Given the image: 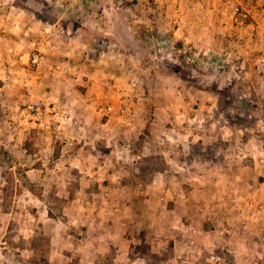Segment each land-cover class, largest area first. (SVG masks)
Listing matches in <instances>:
<instances>
[{"label":"rangeland","instance_id":"rangeland-1","mask_svg":"<svg viewBox=\"0 0 264 264\" xmlns=\"http://www.w3.org/2000/svg\"><path fill=\"white\" fill-rule=\"evenodd\" d=\"M10 1L14 3L26 1L27 6L36 12L42 9V14L46 13L50 17L44 19L48 21L47 24L45 22L47 28L57 21L52 35L58 43L64 44L65 40L74 41V46L85 45L92 50L94 47L102 48L96 43L98 40L101 43L104 42L103 39L107 40L110 37L114 40V45L125 50L131 49L143 62L154 63L158 69L168 71L163 72L165 77L176 74L184 76L189 82H205V86L200 84L204 93L211 94L216 100L212 117L215 124L212 127L209 125L216 137L209 144L210 149L207 152L209 157L216 161H222L226 157L232 159L234 163L238 162V165L242 163L243 166H248L246 171L249 176L244 181L247 184L250 182L252 190L255 191L250 190L255 194L248 198L246 196L248 205L237 206L240 209L245 208L243 211L257 217L253 220L254 227L249 232L239 234L225 227L223 234L225 236H221L220 239L214 236L207 237L204 231H198L197 227L189 224V219L178 218L173 219L176 221L169 229L156 230L157 232L152 229L153 243L144 241L136 243V246L132 243L120 250H124L128 257H137L136 259L145 257L147 264H264L263 37L260 39H256L254 35L248 37L247 28L223 22L215 9L198 0H91L92 9L89 10L95 15L88 19L84 17L87 14H82V17L64 14L60 7L47 0ZM256 11L260 22L258 29L264 32V8ZM93 21L94 24L91 25L90 22ZM102 44H106L103 46L107 47V43ZM29 45L23 47L25 51H34L40 44ZM195 52H199V59H189ZM56 62H64L69 69L72 68V63H75L71 57L65 55L58 57L50 55L45 56V62L36 67L28 61L27 55L25 58L19 57L16 52L13 56L0 55V68L4 65L15 69L9 73L10 78L3 77L0 72V182L2 176L7 180L3 186L0 183V244L7 245L4 248L0 246L1 264H52L48 261L51 254L56 258L62 257L57 264H83V261L79 260L82 253L79 247L68 246L69 248L62 250H50L49 233L41 231L40 234L32 236L30 233L18 231L23 223L26 226L49 223L42 218L31 217L33 209L36 210L40 206L46 210L45 212L53 214L55 226L63 224L62 211L65 201L68 200L60 195L64 186L55 181L51 182L52 184L36 185V182L30 179L36 172L33 174L25 172L30 166L32 168L33 165L41 164V162L34 164L35 155L41 148L37 145L39 138L35 128L29 127V131H24L21 136L22 132L12 131L5 122L7 116L17 108V102L22 97L47 100L48 94L54 89L65 96L67 94L65 90L68 88L70 92L74 91V96L83 97L87 87L81 84L82 79L78 71L58 75L52 69ZM151 71L152 74L156 73L154 69ZM22 80L27 81L25 85L20 83ZM198 91L193 89L192 95L188 98L198 96L195 95ZM159 92L160 89L157 88L155 94L157 93L158 97ZM148 95L149 89L141 90L137 83L133 85L131 94L125 93L126 98H134L135 104ZM158 115L159 107L154 104L148 116L155 119ZM139 141L141 144L136 143ZM52 144L55 147V155L59 156L60 145L53 142ZM187 144L183 152L190 155L192 143ZM119 145L128 146L131 153L133 149L139 154L134 157L133 163L130 160L132 157L130 153L120 158L125 176L147 177L151 170L141 168L147 157L138 152L144 150L143 140L140 138L130 145L123 142ZM103 146L99 147L103 152L106 150L104 148H110L107 145ZM87 147L93 149L90 143H87ZM107 154L111 160L118 158L114 151L112 153L107 151ZM98 156L99 159H103L102 155ZM67 158L69 156L63 157L62 162ZM152 158L156 169L160 168V156L155 155ZM22 163H26V166L22 167ZM135 166L137 168H134ZM49 171L51 169L43 170L40 174L43 173L42 175L48 178L52 172ZM60 174L62 172L58 173ZM63 174L61 176L64 177ZM23 176L28 178L31 188L41 194L43 201L34 203V197L26 193L24 205L20 210L18 203L12 201V192L17 187L20 189L23 187L14 185L13 179L16 177L22 179ZM53 179L56 180L55 176ZM26 185L30 187L29 184ZM9 209H13L10 218L4 213ZM20 211L22 214H19ZM192 227L196 229L194 233L191 232ZM211 227L209 225V228ZM160 240L162 244L157 246L155 242L158 243ZM32 244H38L40 248H32ZM204 244H207V247H204ZM120 250L110 249L103 257L93 252V264H118L117 261L120 264L130 263L128 261L124 263L127 257L119 253ZM59 252L61 254L58 255ZM145 263L143 261L141 264Z\"/></svg>","mask_w":264,"mask_h":264},{"label":"crops","instance_id":"crops-1","mask_svg":"<svg viewBox=\"0 0 264 264\" xmlns=\"http://www.w3.org/2000/svg\"><path fill=\"white\" fill-rule=\"evenodd\" d=\"M47 17L48 14H42V9L36 12L27 6L26 1L14 3L10 0H0V55L13 56L16 52V55L25 58L29 51H25L23 47L30 43L31 46L40 44L38 48L44 49L46 57L65 55L73 59L75 63H72L71 67L75 70L70 68L69 72L78 71L82 79L81 84L87 87L86 93L79 98L68 88L69 91L65 90L67 94L62 96V93L54 89L44 101H53L57 106L66 104L69 107L73 115L71 126L77 132L73 135L78 136L81 141L73 140L70 145L69 158L62 162L64 177L49 171L50 176L46 178L34 167L25 168V172L29 174L36 172L30 178L36 185L52 184L51 182L55 181L64 186L60 195L68 200L65 201L62 211L63 224L55 226L53 214L45 212L40 206L36 210L33 209L31 217L42 218L49 223L41 226H26L23 223L18 231L30 233L32 236L40 234L41 231L49 233L50 250H62L69 248L68 246L79 247L82 251L79 260L83 261V264H93L94 253L103 257L110 249L118 251L132 243L133 246L144 241L151 244L154 242L153 231L169 229L178 218L189 219V224L197 227L198 231H204L207 237L220 239L225 236V227L239 234L249 232L254 227L253 220L257 217L249 215V212L243 211L245 208L240 209L237 206L248 205L246 196L248 198L255 194L251 192L253 186L250 182L247 184L244 181L249 176L246 171L248 166H243L242 163L238 165V162L234 163L226 157L222 161H216L207 153L209 144L216 137L213 129L209 127L215 124L212 117L216 100L211 94H205L201 88L206 83L189 82L184 76L171 73V76L165 77L163 72L168 71L158 69L154 63L143 62L131 49L125 50L114 45V40L110 37L103 39L104 42L101 43L98 40L96 43L102 48L94 47L92 50L85 45L74 46V41L65 40L64 44L58 43L52 35L57 21L47 28L48 21H44ZM90 24L93 25L94 21ZM247 35L264 39L261 29L256 32L249 31ZM102 43H107V47ZM151 69L156 73L152 74ZM12 70L13 67L10 66L3 65V68H0L6 78L11 77L9 73ZM26 82L22 80L20 83L25 85ZM106 82L109 87L104 86ZM135 83L141 90L149 89V95L136 104L128 98L122 100L123 102L116 100L112 113L104 116L99 106L107 101L106 96L113 93L117 98L120 89L126 94H131ZM157 88L160 89V97L155 94ZM193 89L199 90L195 94L199 97L188 98ZM154 104L159 107V115L151 119L148 114ZM120 105L131 106L136 113L132 124L127 125L126 116L119 111ZM71 126L69 129L73 133ZM140 138L145 147L138 152L147 157L141 168L150 169L151 173L147 177L125 176L120 158L130 153L133 163L134 157L139 154L133 149L131 153L128 146L118 144L123 142L130 145ZM189 142L192 143V153L186 155L183 149ZM87 143H90L93 149L87 147ZM136 143L141 144L140 141ZM37 145L47 147L49 140L39 138ZM103 145L110 147L109 150L104 149L110 153L114 151L118 158L111 160L106 150L103 152L99 149ZM98 155H102L103 159H99ZM155 155H159L161 159L158 169L153 165L152 156ZM21 165L25 167L26 163ZM43 170L46 169L41 168V171ZM54 176L56 180L53 179ZM22 179L16 177L13 182L23 189L17 187L15 191H11L12 201L18 203L20 210L24 205L26 193L34 197V203L43 201L41 194L31 188L28 178ZM6 182L2 176L1 185ZM12 210L4 211L8 218ZM19 214H22V211ZM209 225L212 227L209 228ZM155 243L157 246L162 244L161 240ZM6 246L3 244L1 247ZM32 248L40 247L38 244H32ZM124 252H119L127 257L124 263L128 261V264H141L144 261L147 264L145 257L136 259L137 257H128ZM60 259L61 256L56 258L51 254L48 261L57 264Z\"/></svg>","mask_w":264,"mask_h":264},{"label":"built area","instance_id":"built-area-1","mask_svg":"<svg viewBox=\"0 0 264 264\" xmlns=\"http://www.w3.org/2000/svg\"><path fill=\"white\" fill-rule=\"evenodd\" d=\"M54 6L61 8L64 14H70L72 16H84L85 19L91 17L92 14L91 0H69L68 2H61L60 0H47ZM202 1L213 9H215L218 15L222 18L223 22H228L231 25L238 27H245L249 31H258L259 22L257 20L256 13L258 9L264 8V0H198ZM90 7H89V6ZM199 52L192 54L189 59H199ZM21 57V55H19ZM28 61L36 67L41 66L45 62V51L43 48H37L34 51L27 53ZM197 57V58H196ZM22 58V57H21ZM208 63V61H205ZM53 71L58 75H64L69 71V68L63 62H56L52 66ZM105 87H109L106 82ZM107 101L99 106V110L103 112L104 116H108L112 113L116 100H124L126 98L125 93L120 89L117 98L113 93L108 94ZM134 99V98H133ZM133 99H131L132 102ZM123 102V101H122ZM120 113H123L127 119V125L132 124L135 121L136 113L129 105H120ZM155 114L154 112L152 113ZM7 126L15 132H28L29 127L35 128L38 138L49 140L47 147H41L37 151V155L34 158V164L41 162L40 165H33L35 170L41 171V168L46 170L51 169L55 173L62 172V158L69 155L70 145L72 141L78 140V136L75 130L72 129L73 115L69 107L57 106L55 102H46L44 100H33L27 97H22L17 102V108L7 116L5 121ZM71 126V130L69 127ZM21 127L20 129H18ZM78 140V142H80ZM56 143L60 145L59 156L55 155ZM49 165H51L49 167ZM195 228H191V232L194 233ZM207 247V244H204Z\"/></svg>","mask_w":264,"mask_h":264}]
</instances>
